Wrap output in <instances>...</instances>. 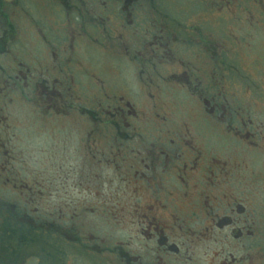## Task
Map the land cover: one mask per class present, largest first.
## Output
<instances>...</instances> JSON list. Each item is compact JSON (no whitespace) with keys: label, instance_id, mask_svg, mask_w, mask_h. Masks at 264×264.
I'll use <instances>...</instances> for the list:
<instances>
[{"label":"rangeland","instance_id":"1","mask_svg":"<svg viewBox=\"0 0 264 264\" xmlns=\"http://www.w3.org/2000/svg\"><path fill=\"white\" fill-rule=\"evenodd\" d=\"M18 3L11 28L0 14V264H264V0L128 21Z\"/></svg>","mask_w":264,"mask_h":264},{"label":"flooded vegetation","instance_id":"2","mask_svg":"<svg viewBox=\"0 0 264 264\" xmlns=\"http://www.w3.org/2000/svg\"><path fill=\"white\" fill-rule=\"evenodd\" d=\"M50 1V4L56 7L57 12H62L65 9V4L67 7V16H72L73 20L75 21L76 18H88L90 17H94L93 15H91L90 11H81L80 8L78 7L79 5L84 4L85 6H89L90 10H93L92 7H97L99 10L98 14L102 15L103 12L105 11H110L112 12L111 16H116V15H120L122 16L125 21L129 20L130 18H134V13L138 12L140 15L142 16H146V17H150L152 16L153 18H156V16L158 18H160L161 16L163 17H167L165 14L159 12L156 9V6L154 5V0H48ZM6 3V5L8 6V12L12 11V8L14 9V13L16 12V8L18 6V0H0V14L4 15L5 20L7 21L8 25L11 28V22L8 19L9 14H5V8L2 7L1 3ZM10 3L12 5H10ZM148 6L151 8V10H154V12L148 11V9H146L147 11L144 12L143 11V7ZM62 9V11L60 10ZM76 14V15H74ZM148 19H152L149 18ZM149 23V25H146V29L151 28L152 25V20ZM155 29L156 32H160V31H165L168 29H165L166 26L164 24L161 23H155ZM6 27V26H5ZM4 27V28H5ZM152 29V28H151ZM170 32H174L172 30H170ZM207 42L204 45V48L206 50V53H209L211 55V44H209L208 40H206ZM212 67V66H211ZM211 70V69H210ZM213 71L211 70V73Z\"/></svg>","mask_w":264,"mask_h":264},{"label":"trees","instance_id":"3","mask_svg":"<svg viewBox=\"0 0 264 264\" xmlns=\"http://www.w3.org/2000/svg\"><path fill=\"white\" fill-rule=\"evenodd\" d=\"M0 205H1V204H0ZM1 207H2V206H1ZM9 222H10V221L6 222V224L9 223ZM12 224L15 225L16 223L14 224V222H13ZM40 225H41V224H35V223H34L33 226H34V228L36 229V232H37V231H38V232H44V231H41V230H43V229H41V226H40ZM7 226H8V224H7ZM45 231H47V230H45ZM4 237H5V236L0 235V243L3 242V238H4Z\"/></svg>","mask_w":264,"mask_h":264}]
</instances>
